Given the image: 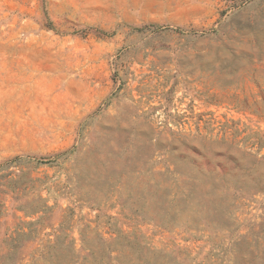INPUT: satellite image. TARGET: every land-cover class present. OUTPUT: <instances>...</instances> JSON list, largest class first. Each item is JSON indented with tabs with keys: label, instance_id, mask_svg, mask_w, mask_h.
I'll use <instances>...</instances> for the list:
<instances>
[{
	"label": "rangeland",
	"instance_id": "374dc122",
	"mask_svg": "<svg viewBox=\"0 0 264 264\" xmlns=\"http://www.w3.org/2000/svg\"><path fill=\"white\" fill-rule=\"evenodd\" d=\"M0 264H264V0H0Z\"/></svg>",
	"mask_w": 264,
	"mask_h": 264
}]
</instances>
